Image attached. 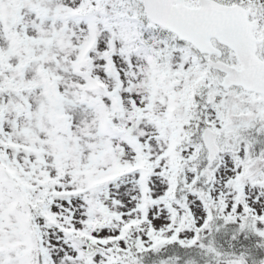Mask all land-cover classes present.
Segmentation results:
<instances>
[{"label":"snow or ice","instance_id":"snow-or-ice-1","mask_svg":"<svg viewBox=\"0 0 264 264\" xmlns=\"http://www.w3.org/2000/svg\"><path fill=\"white\" fill-rule=\"evenodd\" d=\"M254 133L264 0H0V264H247Z\"/></svg>","mask_w":264,"mask_h":264},{"label":"trees","instance_id":"trees-1","mask_svg":"<svg viewBox=\"0 0 264 264\" xmlns=\"http://www.w3.org/2000/svg\"><path fill=\"white\" fill-rule=\"evenodd\" d=\"M227 226V228H226ZM237 227V225H225L223 227V229L227 232L230 233V237L227 238L226 236H222L224 237L223 239L225 240V245L230 243V245L232 246V251L233 253L239 255L240 253H246V260H247V264H255L256 261H258L259 259H264V247L260 246V241L264 238H260L258 236H256L255 234L252 233H239L237 236V239L233 240L232 236H233V231L234 229ZM218 232L214 231V234L211 236V238L213 239L216 234ZM220 235V234H219ZM217 235V236H219ZM208 239H206L205 241H207ZM221 240V239H220ZM222 241V240H221ZM223 242V241H222ZM226 246H220V249L222 251L225 250ZM228 251H230V249L228 247H226ZM156 256V260H162L164 258H172V260L175 258V256L179 255V253H175L172 252L171 250H161V252L154 254ZM187 259V256L182 257V259ZM155 260V261H156Z\"/></svg>","mask_w":264,"mask_h":264},{"label":"rangeland","instance_id":"rangeland-1","mask_svg":"<svg viewBox=\"0 0 264 264\" xmlns=\"http://www.w3.org/2000/svg\"><path fill=\"white\" fill-rule=\"evenodd\" d=\"M226 228H227V226H226ZM194 260L197 262V264H200V260L198 258H195Z\"/></svg>","mask_w":264,"mask_h":264}]
</instances>
